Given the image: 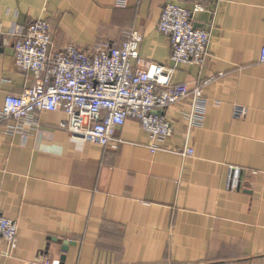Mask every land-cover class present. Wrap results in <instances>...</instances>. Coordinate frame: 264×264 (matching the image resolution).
Here are the masks:
<instances>
[{"label":"crops","instance_id":"0c3cea01","mask_svg":"<svg viewBox=\"0 0 264 264\" xmlns=\"http://www.w3.org/2000/svg\"><path fill=\"white\" fill-rule=\"evenodd\" d=\"M168 4L204 8L193 19L210 33L208 57L172 78L190 88L216 78L203 124L189 126L190 100L170 107L174 134L153 153L135 120L117 130V150L72 138L60 111L0 123V210L18 225L14 249L0 241V264H264V0H0V109L31 83L15 63L13 28L44 19L57 48L82 50L137 31L140 65L173 67L158 32ZM186 145L194 156L179 152Z\"/></svg>","mask_w":264,"mask_h":264},{"label":"built area","instance_id":"2783aa9c","mask_svg":"<svg viewBox=\"0 0 264 264\" xmlns=\"http://www.w3.org/2000/svg\"><path fill=\"white\" fill-rule=\"evenodd\" d=\"M125 7L126 2H120ZM201 5L194 12L178 4L164 7L158 32L168 38L173 67L158 64L140 65L142 36L137 31L125 33L121 44L102 43L90 50L74 45L57 48L52 26L44 20L33 21L25 27L13 28V52L17 68L31 79L20 95H8L0 109V123H33L40 112H64L67 119L59 128L72 138L93 141L104 148L118 149L116 132L128 120L139 122L153 142L152 151L160 149L174 134L165 112L177 103L190 100L192 109L187 115L189 126H201L204 89L216 80L211 78L190 88L188 84H173L172 78L179 64L203 65L208 57L210 33L198 29L193 15L203 12ZM0 22V45L4 38ZM264 63V47L260 51ZM203 85V86H201ZM246 115L237 107L236 118ZM16 131L18 126H10ZM179 152L183 157L194 156L186 145ZM228 186H239V170L232 169ZM1 200V191H0ZM18 239V225L0 210V241L11 249ZM34 264H53L42 256Z\"/></svg>","mask_w":264,"mask_h":264},{"label":"water","instance_id":"95a60500","mask_svg":"<svg viewBox=\"0 0 264 264\" xmlns=\"http://www.w3.org/2000/svg\"><path fill=\"white\" fill-rule=\"evenodd\" d=\"M64 244V250L66 251V248L69 246V243L66 241V242H62Z\"/></svg>","mask_w":264,"mask_h":264},{"label":"rangeland","instance_id":"374dc122","mask_svg":"<svg viewBox=\"0 0 264 264\" xmlns=\"http://www.w3.org/2000/svg\"><path fill=\"white\" fill-rule=\"evenodd\" d=\"M51 259V258H50ZM52 261V260H51Z\"/></svg>","mask_w":264,"mask_h":264}]
</instances>
